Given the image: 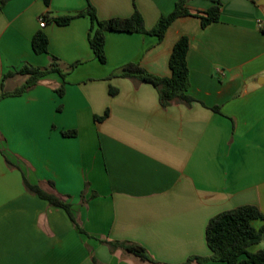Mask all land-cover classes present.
I'll list each match as a JSON object with an SVG mask.
<instances>
[{"label": "crops", "instance_id": "1", "mask_svg": "<svg viewBox=\"0 0 264 264\" xmlns=\"http://www.w3.org/2000/svg\"><path fill=\"white\" fill-rule=\"evenodd\" d=\"M217 1L220 22L204 29L199 18H181L163 41L108 32L102 65L89 17L45 29L39 19L76 16L90 3L102 21L137 9L150 31L178 0H0V80L26 64L45 68L52 57L65 70L82 63L66 82L52 74L0 102V264H153L106 242L140 245L156 264H187L211 257L206 230L217 215L248 205L264 215V0H190L188 8L206 12ZM39 31L49 54L33 51ZM183 36L191 106L164 109L152 85L111 78L130 63L171 77ZM25 81L15 76L5 89ZM68 131L77 135L64 137ZM25 179L70 203L78 226L27 191Z\"/></svg>", "mask_w": 264, "mask_h": 264}, {"label": "trees", "instance_id": "2", "mask_svg": "<svg viewBox=\"0 0 264 264\" xmlns=\"http://www.w3.org/2000/svg\"><path fill=\"white\" fill-rule=\"evenodd\" d=\"M189 1L178 0L172 14L162 17L150 31L146 29L144 19L137 9H135L134 14L129 18H114L102 21L98 18L96 9L90 3L85 12L79 13L76 16L51 18L50 14H47L43 18L47 24L55 23L58 26H67L77 18L89 17L91 21L89 44L96 59L102 65H105L107 63L105 43L108 32L148 34L157 37L159 41H163L169 28L178 19L187 17L199 18L204 29L220 22L221 3L219 1L208 11L197 13L189 10ZM32 47L36 55L49 54V39L44 31H39L35 34ZM189 49V38L186 36L181 37L175 44L169 61L172 72V76L169 78L151 75L140 64L136 63L125 65L120 73L111 75V78L129 79L138 84L152 85L157 90L160 104L164 109L179 103L191 106L196 100L189 95L191 86L190 69L187 61ZM81 64L80 62L75 63L65 70L59 59L55 57L51 58L49 66L45 68L26 64L20 70L9 72L2 77L0 80V101L23 96L33 90L43 78L52 74H58L66 82L67 76ZM15 76L25 77L26 81L14 91H7L4 83ZM56 93L59 96H63L64 85L59 90H56ZM111 94L115 95L116 92L111 89ZM215 111L219 112V109L216 108ZM108 116L109 111H106L102 117H96V121H104ZM76 135L75 131L63 132L64 137H74ZM24 184L30 193L46 200L53 207L65 210L71 220L77 225L70 203L64 202L54 195L45 193L39 186L31 185L26 179L24 180ZM258 221H264V215L257 207L251 205L217 215L211 219L206 230L207 244L212 252L211 257H193L189 259L187 264L193 261H197L200 264L208 261L226 264H264V249L256 253L249 252L250 248L264 241V226L259 229L254 226L255 222ZM79 230L81 233H84L82 229L79 228ZM106 244L112 250L122 249L142 261L156 264L147 250L140 245L122 242H106Z\"/></svg>", "mask_w": 264, "mask_h": 264}, {"label": "built area", "instance_id": "3", "mask_svg": "<svg viewBox=\"0 0 264 264\" xmlns=\"http://www.w3.org/2000/svg\"><path fill=\"white\" fill-rule=\"evenodd\" d=\"M39 25H40V28L41 29H45L46 27H47V22H46V20L43 18V17H41L40 19H39ZM259 27L260 28H262L263 27V23L262 22H259Z\"/></svg>", "mask_w": 264, "mask_h": 264}, {"label": "rangeland", "instance_id": "4", "mask_svg": "<svg viewBox=\"0 0 264 264\" xmlns=\"http://www.w3.org/2000/svg\"><path fill=\"white\" fill-rule=\"evenodd\" d=\"M1 102V101H0ZM263 244H264V241H263Z\"/></svg>", "mask_w": 264, "mask_h": 264}]
</instances>
